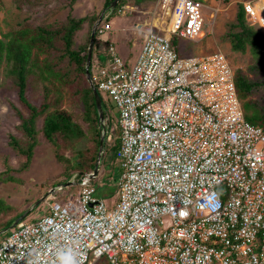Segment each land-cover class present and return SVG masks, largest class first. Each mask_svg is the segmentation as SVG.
Here are the masks:
<instances>
[{
    "label": "built area",
    "instance_id": "1",
    "mask_svg": "<svg viewBox=\"0 0 264 264\" xmlns=\"http://www.w3.org/2000/svg\"><path fill=\"white\" fill-rule=\"evenodd\" d=\"M207 6L159 0L169 26L148 24L132 66L108 43L91 75L119 113L116 200L86 175L77 196L10 229L0 264H264V127L246 119L224 52L173 43L211 31ZM243 7L264 34V0Z\"/></svg>",
    "mask_w": 264,
    "mask_h": 264
},
{
    "label": "trees",
    "instance_id": "2",
    "mask_svg": "<svg viewBox=\"0 0 264 264\" xmlns=\"http://www.w3.org/2000/svg\"><path fill=\"white\" fill-rule=\"evenodd\" d=\"M112 1L105 0L106 8H109ZM138 1L141 3L146 0ZM0 3L3 8L5 0H0ZM122 4L123 0H119L114 8L118 9ZM54 12L56 10H53L51 14ZM97 19L98 16L74 17L69 13L64 21L44 20L43 23L33 24L28 22L29 18H27L17 28L2 33L0 68H4L6 77H10L17 87L19 99L25 104L28 114L17 112L21 119L18 128L24 137L21 139L12 136L10 141V145L20 153L23 160L18 167L8 165L2 170L0 182H20L13 173L28 169L34 150L40 142V136L50 143L56 160L64 167L63 170L67 176L70 177L77 172L81 180L93 172L102 129L95 96L85 71L90 37L87 43L78 46L75 37L82 29L84 22L89 20L94 23ZM107 22L111 24L109 16L103 17L96 32L94 49L98 41L97 36L101 35L100 30ZM227 25L228 29L222 36L223 40L229 42L232 51L243 53L249 50L254 60L249 70L259 76L258 79H250L241 69L235 70L237 95L242 102L246 119L264 127V34L260 28L247 22L242 3L236 8L234 21ZM173 43L179 51L182 50L177 37L173 38ZM96 62L99 64L102 62L101 54ZM92 66H94L93 55L91 74L94 68ZM30 83L39 84L42 87L40 104L33 103L27 96ZM1 87L0 81V89ZM98 92L100 93L99 89ZM100 95L105 117H107L104 98L101 93ZM67 101L70 103L68 109L63 107ZM109 132H111L110 121H107V133ZM83 139H87V142L83 147H79ZM113 142L114 144L108 147L109 141L107 137L105 138L102 163L108 167L112 166L110 162L108 163L109 159L117 161L119 136L114 138ZM119 172L118 166L112 175L114 180ZM98 178H100L99 173L91 183L93 184V181ZM58 183L61 181L56 184L59 185ZM115 188L117 191L116 185ZM107 194L112 195V193ZM47 205L50 209L49 203ZM27 209L18 210V207L0 198V230L10 226ZM103 258L111 264L106 256Z\"/></svg>",
    "mask_w": 264,
    "mask_h": 264
},
{
    "label": "rangeland",
    "instance_id": "3",
    "mask_svg": "<svg viewBox=\"0 0 264 264\" xmlns=\"http://www.w3.org/2000/svg\"><path fill=\"white\" fill-rule=\"evenodd\" d=\"M245 1L248 0H205L208 5L206 8L207 25L208 30L211 31L195 40L179 39L180 49L182 46L181 51L184 54L203 55L220 50L229 58L234 70L241 69L250 79H258L259 76L249 70V66L254 62L251 52L249 50L243 53L232 51L229 42L222 38L228 29L227 24L234 21L238 4H243ZM104 3L105 0H74L73 2L72 0H5L3 8L2 3H0V37L2 33L17 28L27 18H29L28 22L36 24L43 23L44 20L64 21L67 19L69 13L74 17L98 16L99 18L101 13L105 11L104 17L109 16L111 26L107 33L108 41L104 42L100 34L97 36L98 41L95 45V52L93 51L94 67L99 64L96 62L99 54L106 53L108 42L113 43L116 53L129 66H132L141 51L144 33L148 29L147 25L152 23L161 28H168L170 23V14L167 16L165 9L160 10L157 7L159 0H146L141 3L138 0H123V4L118 9L114 7L106 8ZM154 9L157 10L155 14ZM53 10H56V12L51 14ZM95 22L91 23L89 20L84 22L82 29L77 32L75 37L77 46L87 43ZM247 22L252 25V22L248 19ZM138 24L143 25L138 27ZM254 26L256 27V25ZM0 81L2 83L0 89L1 172L8 165L18 167L21 164L20 161L23 160L22 156L19 155L20 153L10 145V141L12 136L21 139L24 137V134L18 128L21 119L17 112L21 111L27 115L28 109L20 101L18 89L13 84L12 79L6 77L3 67L0 68ZM41 91L42 87L39 84L33 85L30 83L28 85L27 96L33 103L40 104ZM100 93L104 98L107 121H110L112 140H109L108 147H111L114 144V138L119 136V113L112 99L105 92L100 91ZM63 107L70 108L69 101L65 102ZM39 141L28 169L13 173L20 182H0V198L18 207V210L29 208L37 199L44 196L51 189H55L44 200L45 203L42 202L38 208L33 209L22 220L23 222L37 220L49 212L47 203L50 205L53 200H67L65 197L71 194L77 196L82 190L83 184L86 185V183L81 185L79 173L77 172L70 177L67 176L63 170L64 167L56 160L50 143L42 136H40ZM86 142L87 139H83L79 147H83ZM109 162L112 165L111 167L103 165L101 161L99 169L100 178L93 181L94 186L97 188L98 196H109L107 193L111 191L113 197L116 191L112 175L119 164L114 159H109ZM59 181L61 183L57 185L56 183ZM68 182H72V184L66 187L63 186V184H67ZM5 234L0 235V240L5 237ZM94 264L109 263L105 258H102Z\"/></svg>",
    "mask_w": 264,
    "mask_h": 264
},
{
    "label": "water",
    "instance_id": "4",
    "mask_svg": "<svg viewBox=\"0 0 264 264\" xmlns=\"http://www.w3.org/2000/svg\"><path fill=\"white\" fill-rule=\"evenodd\" d=\"M119 0H113L109 6V8H113L117 5ZM104 13L105 11H103L101 13V15L99 16V18L97 19V21L95 22L92 32H91V36H90V42H89V46H88V53H87V58H86V65H85V71H86V75L87 78L90 82L91 88L93 90V94L95 96V101H96V105H97V110H98V114H99V120H100V124H101V136H100V143H99V151H98V155H97V159H96V163H95V167L93 172L90 174V179H94L98 176L99 173V166L100 163L102 161L103 158V154H104V148H105V138H106V131H107V126L105 124V112H104V108H103V104H102V98L100 93L97 90V87L92 79V75L90 72V66H91V61H92V55H93V50H94V43H95V36H96V32L97 29L99 27V25L101 24L103 17H104ZM72 182H68L67 184H63V186H67V185H71ZM55 191V189H51L49 192H47L44 196L40 197L39 199H37L25 212H23L19 217H17L13 223L8 226L5 229L0 230V235L4 234L5 232L9 231L10 229H12L13 227H15L18 223L22 222V220L34 209L36 208L41 202H43L44 200L47 199L48 196H50L53 192Z\"/></svg>",
    "mask_w": 264,
    "mask_h": 264
},
{
    "label": "crops",
    "instance_id": "5",
    "mask_svg": "<svg viewBox=\"0 0 264 264\" xmlns=\"http://www.w3.org/2000/svg\"><path fill=\"white\" fill-rule=\"evenodd\" d=\"M143 24H138V27L139 26H142ZM148 26V25H147ZM108 43H111V42H108ZM113 44V43H112ZM193 55H195V54H193ZM113 183L115 184V180L113 179ZM94 185V184H93ZM96 187V186H95ZM96 190H97V188H96ZM108 193H112L111 191L110 192H108ZM113 194V193H112ZM103 196V195H102ZM102 196H99V197H102ZM102 198H104V199H106L107 200V202L108 203H114L115 202V200H116V196H115V194L113 195V197H112V195H110L109 197H102ZM103 258V257H102ZM100 261V259H98L97 260V262H99ZM110 262V261H109ZM111 263V262H110Z\"/></svg>",
    "mask_w": 264,
    "mask_h": 264
}]
</instances>
